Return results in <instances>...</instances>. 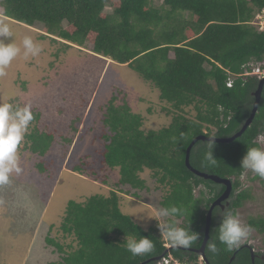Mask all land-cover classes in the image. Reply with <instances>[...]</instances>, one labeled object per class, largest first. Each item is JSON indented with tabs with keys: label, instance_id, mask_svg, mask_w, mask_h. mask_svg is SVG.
<instances>
[{
	"label": "trees",
	"instance_id": "trees-1",
	"mask_svg": "<svg viewBox=\"0 0 264 264\" xmlns=\"http://www.w3.org/2000/svg\"><path fill=\"white\" fill-rule=\"evenodd\" d=\"M0 6V14L20 24H43L44 32L56 38L52 40L80 47L91 43L95 54L127 66L151 82L161 100L174 110L167 127L144 131L142 116L133 113L127 103L116 106L113 97L103 119L108 130L103 136V163L119 169L121 185L136 190L145 189L141 174L151 171L159 187L168 189L161 207L182 211L168 223L175 222L196 239L188 248L173 247L163 234L153 228L144 230L125 215L120 209V193L111 191L108 196L68 202L60 231L73 238L76 248L66 252L47 237V245L63 255L61 261L51 264H155L157 261H148L169 254L196 263L193 250L205 237L206 214L225 187L192 173L186 166L187 149L199 136L232 137L250 117L259 79L240 75L250 63L264 64V32L252 24L264 10V0H163L157 7L153 0H0ZM229 74L237 77L231 88L227 87ZM188 108L195 110L194 117L186 114ZM263 135L264 90L258 113L242 136L231 143L213 144L215 165L206 159L208 141H199L192 148L190 164L195 170L233 181L227 210L234 214L251 197L249 191L240 190L244 172L240 160L249 148H261L258 138ZM26 138V150L40 156L54 142L52 134L39 129ZM222 219L216 208L208 244L215 243L217 251L208 250L207 244L208 264H264L261 258L253 262L247 244L229 250L219 242ZM247 226L264 233V217L249 218ZM126 237L137 241L147 237L154 248L133 256L127 250Z\"/></svg>",
	"mask_w": 264,
	"mask_h": 264
},
{
	"label": "rangeland",
	"instance_id": "rangeland-1",
	"mask_svg": "<svg viewBox=\"0 0 264 264\" xmlns=\"http://www.w3.org/2000/svg\"><path fill=\"white\" fill-rule=\"evenodd\" d=\"M162 1L153 3L157 7ZM0 19L10 25L21 48L20 55L0 76V104H11L14 109L30 106L34 117L18 148L21 172L11 174L7 183L0 184V264L61 261L63 255L47 245L46 238L55 239L66 252L76 248L73 238L60 231L68 202L108 196L111 191L120 193V209L125 215L144 230L153 228L162 234L159 226L170 219L159 215L168 189L160 188L149 170L141 174L145 189L119 183V169L103 163V136L108 133L103 119L115 97L116 106L127 103L133 113L142 116L144 131L159 130L172 121L171 105L162 101L160 91L135 71L95 54L91 43L80 47L55 41L41 23L29 27L2 14ZM26 36L40 45L38 56H23ZM185 111L189 117L196 115L193 108ZM34 129L54 137L44 156L25 148L29 144L26 135ZM258 142L264 149V135ZM240 182V190L249 191L251 197L236 214L247 226L249 218L264 217V179L249 170ZM201 189L207 191L204 186ZM242 244L252 245L255 253L264 256V233L251 229Z\"/></svg>",
	"mask_w": 264,
	"mask_h": 264
},
{
	"label": "clouds",
	"instance_id": "clouds-1",
	"mask_svg": "<svg viewBox=\"0 0 264 264\" xmlns=\"http://www.w3.org/2000/svg\"><path fill=\"white\" fill-rule=\"evenodd\" d=\"M22 44L25 58L38 56L42 50L40 45L29 36L24 37ZM20 53L21 48L16 44L10 25L4 19H0V76L5 75V69ZM33 118L30 106L14 109L11 104H0V184L7 183L11 174L21 172L18 148L24 140L25 133ZM213 144L214 141H208L209 151L206 153V159L211 165L216 163L212 151ZM240 167L244 172L250 170L264 179V149L249 148L240 160ZM181 214V209L177 207L164 208L159 212L161 217H176ZM159 229L173 247L188 248L196 239L194 234H189L186 229L178 227L175 222L159 226ZM250 230V226L241 222L238 213L234 214L225 210L218 228V240L230 250L239 246L248 237ZM126 247L133 256H140L150 253L154 245L147 237L138 241L133 237H126ZM208 250L217 251L216 244L210 242Z\"/></svg>",
	"mask_w": 264,
	"mask_h": 264
},
{
	"label": "water",
	"instance_id": "water-1",
	"mask_svg": "<svg viewBox=\"0 0 264 264\" xmlns=\"http://www.w3.org/2000/svg\"><path fill=\"white\" fill-rule=\"evenodd\" d=\"M263 90H264V77L259 79L258 88L252 94L253 97L255 98V101L253 104V109H252L251 115L245 121V123L243 124V126L239 132H237L235 135H233L232 137H229V138L199 136L192 141V143L190 144V146L187 149V154H186V166H187V168L192 173H194L197 177L202 178L204 180H210L214 184H218V185L225 187V191L219 196V198H217L211 204V206H210V208L206 214L205 237L203 239L202 245L199 248L193 250V252L197 256H201L207 264H208V261L206 259V252L205 251H206V246H207L209 239H210V231L212 228L213 211L215 208H220L223 211H225L226 209L229 208L230 202H231V195H232V191H233V181L231 179H223V178H220L216 175H209L207 173H202L198 170H195L190 164V154H191L192 148L199 141H210V140H212V141H214V143H231L235 139L242 136V134L247 130V128L251 126V124L253 123V121H254L257 113H258V109H259V105L261 102ZM246 247L250 249V252L252 255V260L254 262L255 259L258 257V255L255 253V251L251 247V245H246ZM158 260H160V259L159 258L158 259H152L148 262H156ZM143 264H145V263H143Z\"/></svg>",
	"mask_w": 264,
	"mask_h": 264
},
{
	"label": "built area",
	"instance_id": "built-area-1",
	"mask_svg": "<svg viewBox=\"0 0 264 264\" xmlns=\"http://www.w3.org/2000/svg\"><path fill=\"white\" fill-rule=\"evenodd\" d=\"M252 24L257 28L259 27L258 30L260 32H264V10L257 14ZM244 68H245V73L240 76H256L258 79L264 77V64L250 63L246 65ZM236 78H237L236 76L229 74L227 80V87L229 88L233 87L234 80ZM166 246L170 248V245L167 244ZM155 264H193V263L180 260L179 258L173 256L172 254H169L167 256L162 257ZM194 264H207V263L204 261V259L201 256H199L198 260Z\"/></svg>",
	"mask_w": 264,
	"mask_h": 264
},
{
	"label": "flooded vegetation",
	"instance_id": "flooded-vegetation-1",
	"mask_svg": "<svg viewBox=\"0 0 264 264\" xmlns=\"http://www.w3.org/2000/svg\"><path fill=\"white\" fill-rule=\"evenodd\" d=\"M215 209H216V208H215ZM215 209H214V210H215ZM217 209H218V210H220V211L222 212V214L224 213V211H223V210H221L220 208H217ZM226 210H227V209H226ZM213 212H214V211H213ZM212 220H213V219H212ZM204 228H205V227H204ZM256 254H257V253H256ZM257 255H258V254H257ZM257 258H261V259H262V261H264V256H261V255L259 256V255H258V257H257Z\"/></svg>",
	"mask_w": 264,
	"mask_h": 264
}]
</instances>
